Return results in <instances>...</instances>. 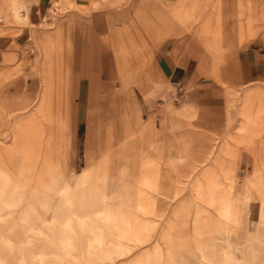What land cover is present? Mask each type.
Here are the masks:
<instances>
[{
  "label": "rangeland",
  "instance_id": "374dc122",
  "mask_svg": "<svg viewBox=\"0 0 264 264\" xmlns=\"http://www.w3.org/2000/svg\"><path fill=\"white\" fill-rule=\"evenodd\" d=\"M54 1L0 0V264H264V0Z\"/></svg>",
  "mask_w": 264,
  "mask_h": 264
},
{
  "label": "crops",
  "instance_id": "0c3cea01",
  "mask_svg": "<svg viewBox=\"0 0 264 264\" xmlns=\"http://www.w3.org/2000/svg\"><path fill=\"white\" fill-rule=\"evenodd\" d=\"M4 1V0H3ZM8 5H6V8H9L8 10V15L11 14L15 20H17V17L13 14V0H8ZM57 1V0H56ZM58 2V1H57ZM5 8V9H6ZM26 16H27V20L25 23H29V12H28V8L25 6L24 12H23ZM2 18H7V16L5 14H2ZM19 18H22V16H20ZM18 21V20H17ZM22 22V21H21ZM17 41H19V39H17ZM87 49L82 52V45L81 42L79 41V39H75L74 40V57H75V62H73V65H77L79 68L78 69H74L73 70V75H72V92L73 95L72 97L74 98V100L76 99H80L81 97H84L83 95V90L87 91V97H89V99H91V89L95 88L93 85H90L91 81H108L109 78L104 76L105 72H108L107 68H105L104 66V62L101 59L100 62V68H99V73H95L96 74V79H93L91 77V73L87 72L83 69L84 65H91L93 64L92 61L97 57V55H95V50L93 48L92 45H90L89 47H86ZM1 51H8L7 47L4 46L1 43L0 40V63L2 61V54ZM257 49L252 47L251 45H249L246 49L240 50L235 58L237 60V67L234 71L235 74V81L237 82H241L242 83H248L249 80H251L255 75H256V68L258 67V62L259 60L257 59V55L256 52ZM171 58V57H170ZM97 64V63H96ZM168 69H169V74H170V78L173 79L174 81H183L185 76L187 74H190L191 72L187 71L184 67L180 66V65H174V66H170L167 63ZM108 67V65H107ZM193 85H195V93L196 94H200V95H205L207 94L208 89L210 88V85L204 81H201L199 79L193 78L192 80ZM87 82L89 85L86 87L84 86L83 88V84ZM82 84V85H81ZM178 89H181V91L183 90V87H179ZM89 94V95H88ZM86 96V95H85ZM185 96V95H184ZM90 102V101H89ZM206 111V108H205ZM73 134H74V138L77 141L78 139V135L81 131V129H88V127H86V125L82 124V120H81V109L80 106L77 104V106L74 107L73 112Z\"/></svg>",
  "mask_w": 264,
  "mask_h": 264
},
{
  "label": "bare ground",
  "instance_id": "6f19581e",
  "mask_svg": "<svg viewBox=\"0 0 264 264\" xmlns=\"http://www.w3.org/2000/svg\"><path fill=\"white\" fill-rule=\"evenodd\" d=\"M18 0H13V14L17 17V20L18 21H22V22H26L27 20V16L23 13L24 12V9H25V6L21 3H17ZM57 1H54L52 2L54 5L56 4ZM22 12V15H20L19 13ZM20 16H22V18H19ZM0 19H2V15L0 13ZM45 20L43 19L42 20V23L44 22ZM41 100H42V104H45V95L42 93L41 94ZM88 171H86L85 173H87ZM89 181V178H85L84 177V173L81 174V176L79 178L76 179V183L80 186V187H83L86 185V183ZM76 185V184H75ZM74 185V186H75ZM79 189V188H78ZM71 191V190H70ZM77 191V190H76ZM65 193V192H64ZM76 193V192H75ZM73 193V194H75ZM62 195V194H61ZM76 195V194H75ZM69 197V195H67ZM63 197V196H62ZM64 199V198H63ZM76 199V198H75ZM64 201H67V200H64ZM77 201V200H76ZM78 202L82 204V198L79 197L78 198ZM227 253V252H226ZM225 254V253H224ZM228 255V254H227ZM227 257V256H226ZM224 257V258H226Z\"/></svg>",
  "mask_w": 264,
  "mask_h": 264
},
{
  "label": "built area",
  "instance_id": "2783aa9c",
  "mask_svg": "<svg viewBox=\"0 0 264 264\" xmlns=\"http://www.w3.org/2000/svg\"><path fill=\"white\" fill-rule=\"evenodd\" d=\"M178 90H179L180 96L184 97V95H183L181 89H178ZM176 93H177V91H176Z\"/></svg>",
  "mask_w": 264,
  "mask_h": 264
}]
</instances>
